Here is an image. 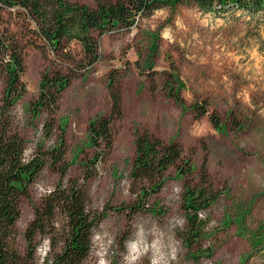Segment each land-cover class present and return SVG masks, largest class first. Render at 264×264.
<instances>
[{
    "label": "rangeland",
    "instance_id": "1",
    "mask_svg": "<svg viewBox=\"0 0 264 264\" xmlns=\"http://www.w3.org/2000/svg\"><path fill=\"white\" fill-rule=\"evenodd\" d=\"M3 14L20 37L31 38L35 23L21 9L6 8ZM26 52V91L15 112L32 146L42 138L46 114L33 116L29 106L47 61L34 45ZM98 53L92 68L79 71L62 91L56 113L57 126L59 119L65 124L67 176H80L91 210L106 209L93 226L91 251L83 264H264V14L203 11L192 1L163 5L129 29L103 34ZM113 68L121 73L122 115L113 121L109 158L84 180L83 160L94 149L87 122L110 112L107 79ZM171 69L182 81V104L163 86ZM203 98L209 111L218 113L222 129L212 125L208 114L194 115L192 103ZM144 130L164 141L177 140L192 170L187 174L178 164L170 165L161 186L141 195L131 168L135 133ZM203 162L207 181L200 174ZM58 179L57 170L45 165L21 200L16 244L22 256L23 230L34 206ZM187 185L217 193L198 211L203 228L189 238V247L182 237L187 232ZM55 218L63 223L60 213ZM48 245L41 237L32 264L42 263Z\"/></svg>",
    "mask_w": 264,
    "mask_h": 264
},
{
    "label": "trees",
    "instance_id": "2",
    "mask_svg": "<svg viewBox=\"0 0 264 264\" xmlns=\"http://www.w3.org/2000/svg\"><path fill=\"white\" fill-rule=\"evenodd\" d=\"M188 1L203 11L219 13L242 9L251 15L264 14V0H96L94 6L75 0H0V264H32L41 237L49 241V250L41 264H83L86 260L92 247L93 226L106 215V209L91 210L80 176H67L70 163L65 158V124L59 119L57 126L56 120L61 93L79 71L92 68L99 58L103 34L129 29L141 17L163 5L174 7ZM13 7L21 9L25 17L35 23L34 27H29L31 38H22L10 28L3 11ZM28 45L38 47L47 61L40 73L37 96L29 106L33 116L46 114L41 124L42 138L36 139L32 146L21 132L15 112L16 104L26 91L22 74ZM120 78L119 69L109 72L110 112L96 115L87 122L89 144L94 149L83 160L84 180H88L96 164L105 162L112 152L113 121L122 115ZM163 86L176 102L183 103L182 81L177 71L167 72ZM208 105L206 98L195 100L192 103L194 115L208 114L212 125L222 129L221 118L218 113L209 111ZM56 127L59 128L57 134ZM49 140L53 143L47 144ZM134 145L131 176L139 182L141 195L161 186L170 165L178 164L179 171L187 174L192 170L177 140L164 141L144 130L135 133ZM45 165L55 168L59 179L34 206V216L23 230L26 254L22 256L16 244L21 200L29 195L30 184ZM200 174L202 180L207 181L205 162ZM216 197L217 193L205 186H186L183 204L187 210V232L182 237L187 247L189 238L199 236L203 228L198 211ZM57 213L62 215L61 224L55 218Z\"/></svg>",
    "mask_w": 264,
    "mask_h": 264
}]
</instances>
